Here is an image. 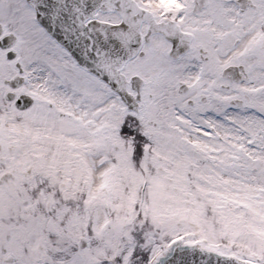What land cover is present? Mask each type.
<instances>
[{"label":"snow or ice","instance_id":"obj_1","mask_svg":"<svg viewBox=\"0 0 264 264\" xmlns=\"http://www.w3.org/2000/svg\"><path fill=\"white\" fill-rule=\"evenodd\" d=\"M0 264H264V0H0Z\"/></svg>","mask_w":264,"mask_h":264}]
</instances>
